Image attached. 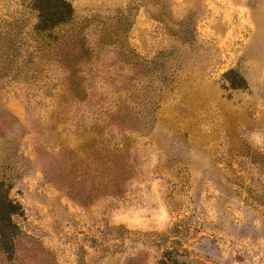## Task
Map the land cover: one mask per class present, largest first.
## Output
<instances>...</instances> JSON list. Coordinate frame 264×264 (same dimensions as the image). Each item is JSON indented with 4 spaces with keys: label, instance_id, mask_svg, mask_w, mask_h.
Listing matches in <instances>:
<instances>
[{
    "label": "rangeland",
    "instance_id": "obj_1",
    "mask_svg": "<svg viewBox=\"0 0 264 264\" xmlns=\"http://www.w3.org/2000/svg\"><path fill=\"white\" fill-rule=\"evenodd\" d=\"M0 0V264H264V0Z\"/></svg>",
    "mask_w": 264,
    "mask_h": 264
},
{
    "label": "trees",
    "instance_id": "obj_2",
    "mask_svg": "<svg viewBox=\"0 0 264 264\" xmlns=\"http://www.w3.org/2000/svg\"><path fill=\"white\" fill-rule=\"evenodd\" d=\"M31 8L37 12L36 28L52 39L57 27L73 15L72 4L67 0H31ZM12 184L0 179V248L14 253L16 241L22 234L15 215L23 214L22 204L11 195Z\"/></svg>",
    "mask_w": 264,
    "mask_h": 264
}]
</instances>
